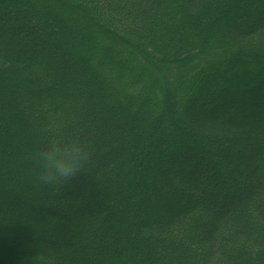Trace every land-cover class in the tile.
Wrapping results in <instances>:
<instances>
[{
	"label": "trees",
	"instance_id": "trees-1",
	"mask_svg": "<svg viewBox=\"0 0 264 264\" xmlns=\"http://www.w3.org/2000/svg\"><path fill=\"white\" fill-rule=\"evenodd\" d=\"M248 1L0 3L8 29L24 27L15 53L0 48V264H264V0ZM46 40L93 81L75 103L54 64L29 56ZM57 128L86 144L89 163L45 189L32 156ZM214 136L231 142L212 148ZM143 159L163 160L172 191ZM183 193L193 204L177 211Z\"/></svg>",
	"mask_w": 264,
	"mask_h": 264
},
{
	"label": "rangeland",
	"instance_id": "rangeland-1",
	"mask_svg": "<svg viewBox=\"0 0 264 264\" xmlns=\"http://www.w3.org/2000/svg\"><path fill=\"white\" fill-rule=\"evenodd\" d=\"M8 1L9 0H0V3L8 2ZM246 2H249V1L246 0ZM246 10L248 11L250 9L247 8ZM39 11H41V10L38 9V12ZM13 16H14V14H13ZM234 17H235V19H232V23H233L234 20H238L236 18L237 16H234ZM5 19L4 20L3 19L0 20V45H1L0 48L3 51H9V49L11 51L13 50L12 53H15L14 52L15 49H13V48L14 47L16 48V46L18 48L21 47V40H22L21 39V37H22L21 33L24 32V30H23L24 27L21 28L19 30V32L17 30H10V29H8L9 22H7L8 21L7 18H5ZM23 26H25V25H23ZM47 43H48V40H46L45 43H43V44L41 43L40 45H37L33 50H31L29 52V56H31L32 58L33 57H37V58L38 57H43V58H46L49 62L54 64L53 65L54 68H53V71H52L53 75H54V77L56 79V81L54 82V85L59 90L68 91L69 92V96H70L69 103L70 104H72L73 102L75 103V100H76L77 96H80V98H81V97H83V93L84 92L86 93V92H88V91L93 89V86H94L93 85V81L91 80V78H86L83 75H81L82 67L80 65V62H79L80 60L78 58L72 56L71 54L65 52L64 50L60 51L61 49H54V48L53 49H49L47 47V45H48ZM36 51H39V52H36ZM34 54H36V56ZM20 56L22 57L23 55L21 54ZM61 71L62 72L68 71V72L72 73L73 74V78H75L76 82L73 83V85H71L70 82L57 81L58 75L61 73ZM77 87L80 88V90H81L80 94L77 93V91H75V89H73V88H77ZM36 95L38 97L40 96L38 94H36ZM4 111L0 108V119L6 118L7 113H5ZM93 115H96V114L93 113ZM218 115H219L218 113L214 114V116H218ZM225 115H226V113L225 114L224 113L221 114V116H225ZM202 118H205V117L202 116ZM189 128L192 131V128L191 127H189ZM160 137L161 136L159 134L157 136V138H160ZM186 138L188 139V141L186 143H191V141H194L195 136L190 134V135H187ZM212 138H215V140L211 139L212 141L208 142L210 144V146H212V148H213L214 144L215 145H219L221 147H225V146H227L229 144V142H231V141H228V140H226V141L225 140H218L217 136H214ZM201 142H203V141L201 140ZM205 143H207V142H205ZM158 151L159 152L157 153V155H159V157L161 159H164V158L168 157V155L170 154V151L163 150L161 148ZM157 155H156V157H157ZM112 161L115 162V160H112ZM162 161L158 162V159L157 160H152V159L151 160H147V159H143L142 160L143 165H146V164L147 165H152V172L150 173L151 176L157 177L159 184H162V186L164 187V190L170 192V191H172L174 189V186L169 182V180L164 175H162L161 173H158V170H157L160 165H163ZM174 166L177 167L175 163H174ZM192 166L190 165V166L187 167V169L185 168L183 171H180L181 180L184 183L188 182V181H191L193 176H194V174H195V171H197V170L193 169L194 166L193 167ZM201 167L203 168V163L200 164V168ZM222 168L223 169H227V166L224 165ZM196 169H197V167H196ZM239 170L242 173L246 172L248 170L247 161H246L245 164H243V165H241L239 167ZM124 172L125 171L123 170V171L120 172V174H124ZM156 173H157V175H156ZM222 173H223V178H225L226 175L224 174V170H223ZM232 176H234V175H232ZM149 177H150V175H147V179L148 180H149ZM240 178L241 177L238 178L239 184H237L236 187L242 192L245 189L240 184V182H242V179H240ZM199 180H200L201 183H203V184H205L207 186H208V184H210L207 175H203V173H202V175H199L198 181ZM240 191L238 193L239 195H240ZM183 195H184L183 197H178L177 200H176L177 203L175 204V208H176L177 211H182L185 207L190 206V205L193 204V202H192L190 197H188V196L186 197L185 193H183ZM0 196L1 197L5 196V190H0ZM59 198L57 196V200H59ZM211 204H212V206L215 209L219 208L218 204H216V203L215 204L211 203ZM46 205H47L46 202H44L43 204H40L39 206H36V207L32 208V210L33 211H37V210L41 211V210L45 209ZM29 210L30 209H28L27 212H30ZM64 211H67V209L66 210L64 209ZM104 213H107L106 210H105V212H103V213L101 212V214L98 215V219H102L103 216H104L103 215ZM18 214L21 215V216L25 215L24 212H21V214L20 213H18ZM146 216H147L148 219L152 220V222H160V219L163 216V214L158 213V215H157L154 212V213H151V214L146 215ZM158 216H159V219L157 220ZM80 217L78 219H81Z\"/></svg>",
	"mask_w": 264,
	"mask_h": 264
},
{
	"label": "clouds",
	"instance_id": "clouds-1",
	"mask_svg": "<svg viewBox=\"0 0 264 264\" xmlns=\"http://www.w3.org/2000/svg\"><path fill=\"white\" fill-rule=\"evenodd\" d=\"M32 160L38 186L54 188L86 171L89 152L80 138L66 136L57 128L33 153Z\"/></svg>",
	"mask_w": 264,
	"mask_h": 264
}]
</instances>
